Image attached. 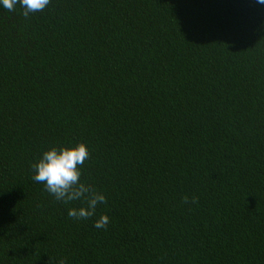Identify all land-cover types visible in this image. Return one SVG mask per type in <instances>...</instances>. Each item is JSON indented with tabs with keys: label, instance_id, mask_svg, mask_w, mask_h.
<instances>
[{
	"label": "trees",
	"instance_id": "obj_1",
	"mask_svg": "<svg viewBox=\"0 0 264 264\" xmlns=\"http://www.w3.org/2000/svg\"><path fill=\"white\" fill-rule=\"evenodd\" d=\"M22 12L0 7V264H264V4ZM78 143L86 220L30 167Z\"/></svg>",
	"mask_w": 264,
	"mask_h": 264
},
{
	"label": "clouds",
	"instance_id": "obj_2",
	"mask_svg": "<svg viewBox=\"0 0 264 264\" xmlns=\"http://www.w3.org/2000/svg\"><path fill=\"white\" fill-rule=\"evenodd\" d=\"M50 0H0V7L9 11L17 5L23 9L22 15L27 18L29 14L42 11ZM264 4V0H256ZM89 151L84 143L59 148L52 147L43 151L39 158L30 167L33 170L32 179L42 183L46 192L55 200L69 203L83 200L85 203L78 208L70 207L67 215L80 220L93 217L98 205L105 204L102 192H90L89 187L81 181V171L78 166L89 158ZM107 215L101 214L93 223L96 229H103L108 224Z\"/></svg>",
	"mask_w": 264,
	"mask_h": 264
}]
</instances>
